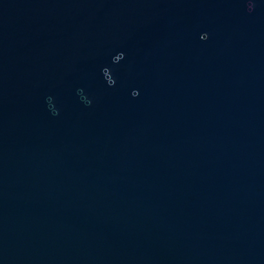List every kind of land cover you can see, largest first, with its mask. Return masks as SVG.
I'll return each mask as SVG.
<instances>
[{
    "label": "water",
    "instance_id": "1",
    "mask_svg": "<svg viewBox=\"0 0 264 264\" xmlns=\"http://www.w3.org/2000/svg\"><path fill=\"white\" fill-rule=\"evenodd\" d=\"M0 264H264V0H0Z\"/></svg>",
    "mask_w": 264,
    "mask_h": 264
}]
</instances>
